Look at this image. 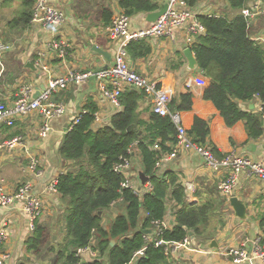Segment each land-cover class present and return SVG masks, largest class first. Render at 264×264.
<instances>
[{
  "label": "trees",
  "instance_id": "1",
  "mask_svg": "<svg viewBox=\"0 0 264 264\" xmlns=\"http://www.w3.org/2000/svg\"><path fill=\"white\" fill-rule=\"evenodd\" d=\"M201 1L187 0V3L195 8ZM227 1L228 10L222 16L200 15L206 34L191 49L199 71L206 78L204 99L215 104L228 127L243 121L249 139L256 140L264 134V45L250 36L251 26L239 13L251 0ZM21 2L23 10L14 24L26 27L33 18L34 2ZM119 6L133 17L159 10L161 1L119 0ZM112 17L111 10H103L105 25L112 22ZM127 52L130 58H143L151 54L152 47L138 40L128 45ZM146 96L137 90L124 92L123 110L113 117L109 126L97 131L92 129L96 108L91 107L58 147L60 162H70L79 170L63 173L58 178L57 190L65 209L60 214L62 238L53 241L50 248L56 264H130L134 255L144 248V255L136 264H176L166 253L167 245L156 246V240L148 239H155L157 235L153 222L162 221L171 210L176 212V224L160 236L167 243L191 237L202 244L215 239L218 229L226 225L230 207L217 191L211 189L204 193L205 199L189 203L178 176L158 171L159 158L177 142V130L170 116L154 112L153 104L145 112L140 109ZM251 104L254 109L250 108ZM192 105L193 95L187 93L175 97L170 109L189 111ZM144 113H148L147 119ZM209 133L208 121L196 117L189 131L193 142L201 146L208 144L217 156L223 157L209 143ZM157 141L161 151L153 149ZM136 144L142 158L141 171L153 186L152 190L139 189V195L132 189H123L126 177L114 170L121 158L134 159L131 151ZM113 207L118 213L110 218L107 212ZM256 218L264 235V208ZM44 233L43 227H36L28 241L30 252L40 253ZM86 248L98 252V257L84 261L78 252Z\"/></svg>",
  "mask_w": 264,
  "mask_h": 264
},
{
  "label": "crops",
  "instance_id": "2",
  "mask_svg": "<svg viewBox=\"0 0 264 264\" xmlns=\"http://www.w3.org/2000/svg\"><path fill=\"white\" fill-rule=\"evenodd\" d=\"M160 1L162 7L166 0ZM261 1L264 4V0ZM54 2L61 6L69 16L68 23L60 31V37L66 39L70 44L65 58L58 57L55 52L50 50L52 34L48 28L43 26L34 28L31 24L26 27L14 24L23 10L21 0H0V41L16 45V48L6 54L0 63L1 98L7 100L14 97L24 83L32 86L34 98L38 92L41 93L46 88L50 76H61L75 70L97 71L112 65L117 43L108 37L107 29L112 22L109 25L104 24L103 10H111L114 16L121 9L119 0H54ZM255 3H257L256 0H251L247 8H251ZM194 9H197L201 14H223L228 10V1L202 0ZM147 14L140 13L131 17L133 31L146 30L152 26V23L147 21ZM235 15L236 13L231 17ZM250 29L252 38L264 36V13L254 19ZM144 41L151 45V54L148 57L137 59L129 57L130 64L139 73L157 82L159 86L172 89L176 97L187 93L193 95L192 109L181 111L183 123L187 130L192 129L196 117L206 120L210 129L209 143L213 144L221 155L224 156L234 151L254 160H260L264 148V134L259 139L250 140L243 121L238 122L233 127H228L215 104L204 99L206 78L199 71L198 66L195 69L189 67L184 51L190 47L185 43L184 31L176 29L173 40L149 38ZM98 49L108 52L109 58L98 52ZM40 60L49 68V73L39 66ZM58 97L65 101L67 111L65 115L53 120V130L47 139L39 138L38 119L36 117H28L24 121L18 122L12 129L6 126L0 130V143L17 135H24L27 139L20 151L0 153V183L5 182L4 184H7L9 188H14L32 180L35 190L43 194L49 206L47 207V214L36 221V227L40 226L45 229L44 242L49 230H54L51 235L53 241H56L54 240L56 236L61 239L62 216L60 214L64 211L65 206L60 195L50 192L48 188L51 182L59 178L68 168L67 166L71 165L67 162L64 167L57 155V149L66 135L69 124L81 111L89 110L91 107L96 108L101 120H106L105 123H110V120L115 116L94 78L83 85L72 86ZM151 108V99L146 96V99L140 103V109L145 112ZM122 110L123 107L119 112ZM143 117L147 119L148 113H144ZM92 129L96 131L102 127L93 124ZM15 132L18 133L10 136ZM29 152H36L41 157L40 176H32L26 173L27 153ZM138 159L134 158L133 163L135 165V161H137L138 166L140 165L139 170L134 168L132 171L135 178L142 167V159L139 156ZM160 170L176 174L184 187L187 183L195 184L196 191L193 202L205 199L207 194L204 193H209L211 189L217 191L222 198L216 183L210 176V172L204 167L202 157L193 152L182 154L177 159L164 163L158 169V171ZM136 180V187L144 190L145 186L139 182L138 178ZM237 197L248 206L249 216L256 202L259 203L260 200L264 202L261 184L250 181L239 184ZM227 206L230 207V210L227 213L226 225L231 220L229 215L233 212L231 206L229 204ZM55 219L57 221L52 222ZM226 225L218 229L215 239L203 241L202 244H199L200 242L195 239L192 240L195 244L205 246L210 251H217L222 244L221 240ZM0 229H5L8 234L4 247L10 254V260L6 264H49L55 258V255L50 253V249L48 252L51 255H48V252L44 255L43 246L39 250L40 253L28 250V241L35 230H31L30 218L24 212L21 204L5 207L0 203ZM245 229L250 235H255L260 231L258 224L252 221L245 224ZM213 240H217L218 246L210 248ZM81 257L84 261H93V258L98 257V254L92 256L90 252H85ZM215 258L213 256L210 259ZM216 259L218 262L216 264H232L229 258ZM193 261H189V264L194 263ZM201 263L208 264L209 261L206 258H201Z\"/></svg>",
  "mask_w": 264,
  "mask_h": 264
},
{
  "label": "built area",
  "instance_id": "3",
  "mask_svg": "<svg viewBox=\"0 0 264 264\" xmlns=\"http://www.w3.org/2000/svg\"><path fill=\"white\" fill-rule=\"evenodd\" d=\"M34 2V12L31 25L34 28L43 26L51 31L52 38L50 50L55 52L58 57L65 58L68 54L70 44L60 37L61 29L68 23L69 16L64 9L57 5L54 0H32ZM251 8H245L240 13L252 26L254 19L264 13V4L261 0H256ZM169 4L167 12L161 16L152 26L146 30L133 31L131 17L122 9H119L112 18V24L107 29L108 37L117 43V48L112 65L101 68L97 71H69L61 76L48 77L46 88L37 98H33V89L30 84L21 85L19 92L9 99L5 100L0 95V130L3 127L13 128L18 122L24 121L28 117L38 119V136L41 139H47L52 133V122L66 114V103L59 99V95L69 90L74 85H83L91 78L97 82L100 91L103 94L109 107L116 115L123 107L121 96L127 90H137L145 93L151 99L153 110L161 116H170L177 130V142L171 145V150L163 152L157 162V168H161L164 163L177 159L185 153H195L202 157L204 167L210 172L212 180L216 183L217 189L230 205V199L237 197L239 184L242 182H253L261 184L264 192V148L262 158L254 160L248 156L230 152L223 157H219L210 145L201 146L193 142L189 131L185 127L181 111L171 110L170 104L176 97L175 92L164 86H159L157 82L149 79L147 76L135 70L129 61L127 52L128 45L133 41L146 40L149 38L173 40L176 29H182L185 34V43L191 48L198 38L206 34V29L201 23L199 17L201 13L197 9L190 8L187 0H166ZM238 13V14H239ZM210 17L222 16L220 13H204ZM255 40L264 45V36H257ZM16 48L14 43H4L0 41V63L5 55ZM39 66L49 73L50 70L43 62L39 61ZM259 111L262 106L259 104ZM87 110L81 111L73 118L69 124L66 133L71 131L78 124L82 115ZM101 120L100 114L96 111L94 114V124L105 128L110 123ZM97 131V130H96ZM27 141L24 135H17L0 143V153L18 152ZM156 151H161L160 141L153 146ZM137 152V155L135 154ZM131 153L140 156L137 144L133 147ZM28 166L26 173L32 176L41 175V157L36 152L27 153ZM142 159V158H141ZM70 163V162H69ZM134 159L121 158L114 170L117 174L126 177L122 183L123 189H132L139 195L140 190L135 185V179L138 176L132 175ZM72 164V163H71ZM5 182L0 183V203L2 206L9 207L18 204L22 205L24 212L28 215L31 222V230L36 229V221L47 214L48 202L42 193L35 190L33 181H27L21 185L9 188ZM58 178L54 179L48 190L58 193ZM146 190H152L150 182L145 185ZM185 194L189 203L193 202L196 185L187 183L185 185ZM176 212L173 211L166 215L162 221L153 222L156 231L155 245H167L166 253L176 264H188L193 261L195 264H202L201 258H206L208 264H216V258L231 259L232 264H255L260 262L264 264V235L260 230L255 235H250L245 229L247 221H239L234 212L229 215V223L225 227V233L222 238V244L217 251H210L207 247L195 244L191 237L185 238L182 242H165L160 239L162 232L166 229H172L176 220ZM249 215V214H248ZM258 224V222H255ZM259 226V224H258ZM260 228V227H259ZM227 233V234H226ZM8 239L5 229H0V264H6L10 260V254L5 249L4 244ZM90 252L95 256L98 252L91 248L80 249L79 255ZM145 248L138 251L130 264H136L137 260L144 255ZM215 256V259H210Z\"/></svg>",
  "mask_w": 264,
  "mask_h": 264
},
{
  "label": "water",
  "instance_id": "4",
  "mask_svg": "<svg viewBox=\"0 0 264 264\" xmlns=\"http://www.w3.org/2000/svg\"><path fill=\"white\" fill-rule=\"evenodd\" d=\"M168 7H169V4L165 3L159 10H157L155 12L148 13L147 14V21L150 23H155L161 16H163L167 12ZM95 49H97V48H95ZM98 52H100L103 56L109 58L110 54L108 52H105V51H102L99 49H98ZM184 55L189 62V67L191 69H195L198 66V62H197L196 56L194 55L192 49L186 48L184 51ZM32 67H34V66L32 65ZM34 69H35V67H34ZM40 94L41 93L38 92L34 96V98H37ZM250 108L254 109V105L251 104ZM138 180L144 186L148 182L149 178H147L145 176V174L140 170V171H138ZM230 206L234 212L235 217L239 221L244 222V221L249 220L248 206L244 202L240 201V199L238 197L234 196L230 199ZM190 235L193 236V233L191 232ZM112 245H115L114 241L112 242ZM216 246H218L217 240H213L211 245H210V248H214Z\"/></svg>",
  "mask_w": 264,
  "mask_h": 264
},
{
  "label": "rangeland",
  "instance_id": "5",
  "mask_svg": "<svg viewBox=\"0 0 264 264\" xmlns=\"http://www.w3.org/2000/svg\"><path fill=\"white\" fill-rule=\"evenodd\" d=\"M136 160L138 159V156H136V158H135ZM139 160V159H138ZM68 165V164H67ZM66 166V163H64V167ZM62 167H63V165H62ZM68 168L65 170V172H63V173H67V172H69V171H78L79 170V168H77V167H75L74 165H68L67 166ZM139 167H140V165L138 166V162L137 161H135V165H134V167H133V169L135 168V170H139ZM138 168V169H137ZM67 171V172H66ZM135 182H137V180L135 179ZM263 208H264V202L263 201H261L260 200V202L259 203H255L254 205H253V208H252V210H251V215L249 216V220L247 221V222H256V220H257V214L259 213V212H261V210H263ZM108 215H109V217L110 218H114L116 215H117V209L115 208V207H113V208H111L110 210H108ZM58 219V218H57ZM57 220L55 219V220H53L52 222H56ZM54 233V230H49L48 231V233H47V237H46V240H45V242H44V245H43V250L45 251V253H44V255H46V253L48 252V250L50 249V247H51V244H52V242H53V239H52V237H51V235ZM58 238H60V237H58V236H56L55 238H54V240H57ZM61 238H62V235H61ZM48 255H51L49 252L47 253ZM55 257V256H54ZM52 258H53V256H52ZM52 262H53V264H56V257L52 260V261H50V263L49 264H52ZM188 264H189V262H188ZM191 264H194V263H191Z\"/></svg>",
  "mask_w": 264,
  "mask_h": 264
}]
</instances>
